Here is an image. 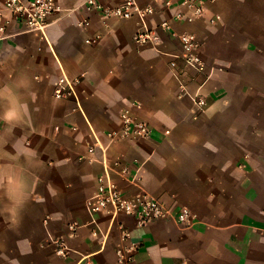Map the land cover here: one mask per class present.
Masks as SVG:
<instances>
[{"label":"crops","instance_id":"0c3cea01","mask_svg":"<svg viewBox=\"0 0 264 264\" xmlns=\"http://www.w3.org/2000/svg\"><path fill=\"white\" fill-rule=\"evenodd\" d=\"M166 1L136 0L154 12L117 20L57 0L45 38L12 24L0 40V85H29L16 147L43 161L19 223L0 215V264H264V0L209 1L191 21V8ZM185 34L200 42L202 72L179 58ZM63 74L76 98L55 97ZM125 111L149 124L147 139L108 136ZM106 170L126 197L141 188L195 221L142 228L90 213Z\"/></svg>","mask_w":264,"mask_h":264},{"label":"built area","instance_id":"2783aa9c","mask_svg":"<svg viewBox=\"0 0 264 264\" xmlns=\"http://www.w3.org/2000/svg\"><path fill=\"white\" fill-rule=\"evenodd\" d=\"M159 1V0H156ZM173 0H167V5H172ZM214 0H178L181 6H186L194 11L193 18H200L204 12L207 2ZM86 7L96 10L103 17L114 18L117 20H127L135 15L152 14L154 11L148 7L142 9L136 0H125L120 6L107 8L98 0H87ZM62 12L57 0H3L0 3V40L7 38L5 35L12 24L19 25L27 30L38 32L45 38V31L50 20ZM182 18V16H179ZM163 27H167L164 24ZM152 40L151 34L140 33L136 41L147 44ZM182 52L179 58L182 62L198 71H203L204 64L200 56V42L194 35H183L181 37ZM173 68L176 67L172 63ZM78 81L71 80L66 75H62L56 84L55 97L57 99L76 98V86ZM123 129L120 133H110L108 136L112 140L128 139H147L150 136V126L146 122L135 118L130 111H125L121 115ZM120 175L128 176L129 168L122 164H116ZM137 183V178L133 179ZM98 191L89 204V212L92 214L109 215L116 221L120 217L133 218L138 227H146L157 221H174L186 227H190L196 216L185 207L179 209L167 208L161 201L152 197L138 188L133 197H126L111 179L110 172L107 170L99 178ZM120 229L129 238L128 230L120 224ZM65 251H61L62 254ZM124 263H130L131 257Z\"/></svg>","mask_w":264,"mask_h":264},{"label":"clouds","instance_id":"9594fccd","mask_svg":"<svg viewBox=\"0 0 264 264\" xmlns=\"http://www.w3.org/2000/svg\"><path fill=\"white\" fill-rule=\"evenodd\" d=\"M28 86V79L23 75L11 84L0 85V123L4 125L0 131V194L4 201L0 204V215L11 225L19 223L29 202L32 170L43 166L34 150L19 151L16 147L23 140V136H15L16 129L29 116L28 104L21 98L22 90ZM9 147L11 151L7 150ZM50 194H55L51 188Z\"/></svg>","mask_w":264,"mask_h":264}]
</instances>
